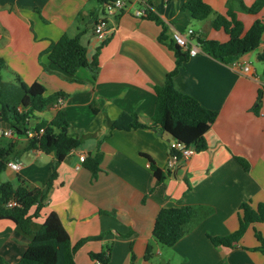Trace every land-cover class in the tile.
Listing matches in <instances>:
<instances>
[{"label":"crops","instance_id":"1","mask_svg":"<svg viewBox=\"0 0 264 264\" xmlns=\"http://www.w3.org/2000/svg\"><path fill=\"white\" fill-rule=\"evenodd\" d=\"M125 1L126 9L109 17L112 32L102 45L94 35V23L103 13L98 0H0V59L6 65L0 77L12 80L17 74L27 84L40 82L47 96L62 92V101L37 113L29 125L50 121L62 110L70 124L69 134L82 139L81 146L59 164L46 206L33 219V228L56 212L73 244L102 235L76 251L77 264H101L90 254L108 248V264H132L133 255L134 264H264V254L256 249L260 244L256 232L264 237V222L251 224L233 247L216 246L209 238L239 228L242 203L253 207L264 203V61L258 59L264 53V33L259 47L241 57L239 64L222 63L199 46L197 54L180 67L173 78L175 87L217 116L205 133L207 148L169 168L171 141L161 127L127 131L110 130L105 124L107 117L115 120L122 113H137L142 122H151L155 88L165 83L176 66L174 51L159 41L161 26L135 13L152 9L168 24L169 38L175 31L186 34L188 29L196 37L221 42L229 36L211 27L215 15L198 22L201 28L195 29V19L182 9L188 0ZM205 1L215 13H226L228 0ZM238 17L246 32L257 17L264 20V8L257 16L239 11ZM80 31H85L81 43L89 59L98 53L96 75L88 68L68 75L41 55L52 41ZM247 63L251 69L244 72ZM7 139L0 147L12 145L9 160L20 162L22 168L17 172L7 166L1 181L14 188L45 189L54 154L28 149L25 136ZM98 149L103 154L101 171L92 180L82 162ZM145 155L164 171L163 181H157ZM182 206L209 211L195 219L173 247L163 246L153 236L159 211ZM29 243L30 236L13 221L0 218V256L5 264L19 262ZM149 243L154 247L151 260L145 259Z\"/></svg>","mask_w":264,"mask_h":264},{"label":"trees","instance_id":"2","mask_svg":"<svg viewBox=\"0 0 264 264\" xmlns=\"http://www.w3.org/2000/svg\"><path fill=\"white\" fill-rule=\"evenodd\" d=\"M108 1L111 0H98L100 4ZM263 8L264 0H255L252 4H246L243 0H228L225 14L215 13L205 0H188L182 6L184 11H189L191 17L198 21L215 15L210 25L215 30H223L229 36L228 41L221 42L201 36L196 38L207 54L225 64H233L259 47L264 33V20L256 18L245 32L238 12L257 16ZM144 16L161 26L159 41L174 51L176 66L167 74L165 83L155 88L156 104L151 122H142L137 113H122L115 120L107 117L105 124L110 130L127 131L159 126L172 133L176 140L185 146L193 145L196 151L206 149L205 133L216 119L217 112L204 107L194 97L179 91L173 82L180 67L190 57L189 50L175 44L173 38H169L168 24L152 9L146 7ZM84 32L80 31L74 37L62 35L57 41H52L41 55H47L52 63L68 75H75L80 68H88L93 75H96L99 70L98 53L89 59L87 48L81 43ZM106 42L104 41L102 45ZM258 59L264 61V53H259ZM5 67L4 61L0 59V71ZM63 97L62 92L47 96L45 87L40 82L27 84L17 74H14L12 80H4L0 77V117L10 124L14 135L28 138V149H39L47 154L53 153L55 156L45 189L39 187L28 189L25 186L14 188L10 182L1 181V173L7 168L12 145L0 147V218L13 221L23 233L30 236L28 249L16 264H77L76 251L87 240L102 237L101 235L84 238L73 244L56 212H51L37 229L32 225L33 219L39 217L41 210L46 206L48 191L57 177L59 164L82 144L81 137L69 134L70 124L62 110L58 111L50 121L42 120L34 126L29 125L30 119L37 113L45 111ZM29 132L33 134L30 135ZM145 156L157 181H163L164 171L150 156ZM102 160L103 154L99 149L94 155L89 154L84 158L82 165L91 172L92 180L97 179ZM238 160L248 168L244 159L238 158ZM11 200H15L17 205L8 206ZM208 211L194 206L164 207L156 218L153 236L163 246L173 247L188 232L189 225ZM260 222H264V203L253 207L245 202L239 208V228L229 235L209 236V238L216 246L233 247L239 243L251 224ZM256 237L260 242L256 249L264 254V237L259 231L256 232ZM90 256L101 264H108L111 259V248L107 251L93 252ZM153 256L154 247L149 243L145 259L151 260ZM135 259L133 255L132 264L135 263ZM5 263L0 256V264Z\"/></svg>","mask_w":264,"mask_h":264},{"label":"built area","instance_id":"3","mask_svg":"<svg viewBox=\"0 0 264 264\" xmlns=\"http://www.w3.org/2000/svg\"><path fill=\"white\" fill-rule=\"evenodd\" d=\"M102 7H103L102 17L98 18L96 22L94 23V35L98 41L104 42L109 38L112 32V29L109 26V17L114 16L122 12L123 10H125L127 7V2L125 0H111V1L105 2ZM145 9L146 8L137 10L135 15L144 16ZM172 38L175 44L183 47L184 49H188L190 55L193 56L197 54L200 45L197 41L195 31L193 29H188L186 34L181 33L179 31H175L172 35ZM234 64H239V62L237 61ZM242 68L244 72H249L251 69L250 64L248 63L245 64ZM261 90L264 93V77L262 78V81H261ZM61 101L62 99H59L57 103H60ZM29 134L32 135L33 133L29 132ZM12 136H14V133L11 128L0 127V138L12 137ZM172 150H174V152H172ZM195 152H196V149L193 145L185 146L183 143L177 141L176 139L172 140L170 142L168 167L171 168L177 162L186 161ZM7 166L17 172H19L22 168V165L20 162H16L13 160H9ZM15 205H17V202L15 200H11L8 203V206L10 207L15 206Z\"/></svg>","mask_w":264,"mask_h":264},{"label":"water","instance_id":"4","mask_svg":"<svg viewBox=\"0 0 264 264\" xmlns=\"http://www.w3.org/2000/svg\"><path fill=\"white\" fill-rule=\"evenodd\" d=\"M0 121L3 122V124L0 125V127H2V128H10V124L6 123L5 121H3L2 118H0ZM165 135L167 136L168 141H172V140L176 139L175 136L172 133H170L169 131H167V130H165Z\"/></svg>","mask_w":264,"mask_h":264},{"label":"rangeland","instance_id":"5","mask_svg":"<svg viewBox=\"0 0 264 264\" xmlns=\"http://www.w3.org/2000/svg\"><path fill=\"white\" fill-rule=\"evenodd\" d=\"M253 16H255V15H253ZM258 18V17H257ZM198 22H200V21H198V20H193V22H192V26L195 28V29H198V30H200V28H201V26H200V23H198ZM254 62L255 63H257V61L254 59ZM5 77V76H4ZM6 142V141H8V139H7V137H4V138H0V143L1 142ZM260 243V242H259Z\"/></svg>","mask_w":264,"mask_h":264}]
</instances>
